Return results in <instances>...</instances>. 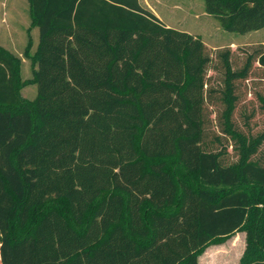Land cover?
<instances>
[{"label":"trees","instance_id":"trees-1","mask_svg":"<svg viewBox=\"0 0 264 264\" xmlns=\"http://www.w3.org/2000/svg\"><path fill=\"white\" fill-rule=\"evenodd\" d=\"M28 2L34 99L0 47V264H200L238 232L240 264H264V83L253 106L240 91L264 44L236 68L140 0ZM204 2L264 29V0Z\"/></svg>","mask_w":264,"mask_h":264},{"label":"rangeland","instance_id":"rangeland-1","mask_svg":"<svg viewBox=\"0 0 264 264\" xmlns=\"http://www.w3.org/2000/svg\"><path fill=\"white\" fill-rule=\"evenodd\" d=\"M140 2L168 27L200 38L214 60L218 51L228 47L234 48L233 61L236 68L243 64L245 49L252 50L264 44V29L246 34L228 32L215 17L206 13L204 0H140ZM30 22L28 0H0V45L21 59V79L25 84L21 94L32 100L37 96V86L32 83L35 66L31 55L36 51L40 33L38 28L33 30L32 38L35 46L26 49L29 39L27 29ZM209 77L214 87L220 86L222 78L219 72L210 71ZM262 79L263 72L256 67L250 79L241 84L243 105L255 104L254 94L263 89ZM243 108L241 107V110ZM246 108L248 111L252 109V107ZM218 110L209 108V111H212L213 130H215V115L218 114ZM255 123L257 130L262 129L263 118L258 116ZM245 247L246 234L238 232L227 240L207 247L200 257V264H240Z\"/></svg>","mask_w":264,"mask_h":264},{"label":"crops","instance_id":"crops-1","mask_svg":"<svg viewBox=\"0 0 264 264\" xmlns=\"http://www.w3.org/2000/svg\"><path fill=\"white\" fill-rule=\"evenodd\" d=\"M29 15H30V7H29ZM30 19H31V17H30ZM34 29H35V27L32 26V21H31V22H30V26H29V28L27 29V33H28V35H29V39H28V43H27V46H26V47H28V45H29L30 42L32 43V46H33V47L35 46L34 39L32 38V32H33ZM0 47H3V46L0 45ZM3 48H4V47H3ZM5 49H6V48H5Z\"/></svg>","mask_w":264,"mask_h":264}]
</instances>
